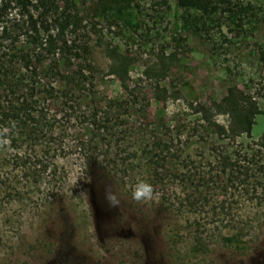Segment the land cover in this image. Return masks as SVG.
<instances>
[{
    "label": "rangeland",
    "instance_id": "374dc122",
    "mask_svg": "<svg viewBox=\"0 0 264 264\" xmlns=\"http://www.w3.org/2000/svg\"><path fill=\"white\" fill-rule=\"evenodd\" d=\"M76 4L99 36L134 54L128 91L97 46L95 87L61 120L64 129L68 114L78 118L58 137L68 149L52 157L51 171L26 176L8 144L1 147L0 264H264V218H244L259 208L250 198L258 187L231 190L235 218L220 208L207 215L201 201L198 209L177 203L186 193L200 199L218 192L200 175L219 143L202 125L201 137L192 132L200 123L190 104L204 95L220 100L232 86L264 89V1L212 0L207 9L178 0ZM157 86L177 99L164 105L149 97ZM263 134L264 111L252 130L255 138ZM137 180L152 185V199L131 198ZM107 188L118 208L106 202Z\"/></svg>",
    "mask_w": 264,
    "mask_h": 264
},
{
    "label": "trees",
    "instance_id": "16d2710c",
    "mask_svg": "<svg viewBox=\"0 0 264 264\" xmlns=\"http://www.w3.org/2000/svg\"><path fill=\"white\" fill-rule=\"evenodd\" d=\"M211 1L178 0L202 9ZM76 7V0H0V149L8 144L12 159L17 167L26 169V176L33 171L50 172L52 157L68 149L63 140L78 118L68 114L64 129L61 120L81 100L80 94H91L95 87L100 70L95 59L97 46L103 47L109 59L108 73L128 91L134 54L106 42L96 24ZM57 80L66 88H58ZM149 97L165 105L169 98L178 96L166 86H157ZM263 99L264 89L248 91L232 86L220 100L204 95L190 104L200 123L192 126V132L201 137L202 125L203 131L219 143L209 154L212 164L200 175L218 192L200 199L186 193L177 203L182 205L186 200L198 209L201 201V209L210 206L205 214H216L215 209L220 208L224 218H235L240 210L228 197H233L239 187L245 192L258 187V194L250 198L260 201L259 208L244 218H264V134L257 138L252 135L256 117L264 111ZM221 115L226 122L220 120ZM89 123L98 124L94 117ZM243 135L245 140L238 141ZM58 137L63 140L58 141ZM179 173L182 184H187L186 171Z\"/></svg>",
    "mask_w": 264,
    "mask_h": 264
},
{
    "label": "clouds",
    "instance_id": "9594fccd",
    "mask_svg": "<svg viewBox=\"0 0 264 264\" xmlns=\"http://www.w3.org/2000/svg\"><path fill=\"white\" fill-rule=\"evenodd\" d=\"M153 188L150 183L145 180H137L131 190V198L135 201H145L153 198ZM105 200L109 207L118 208L120 200L111 188L105 190Z\"/></svg>",
    "mask_w": 264,
    "mask_h": 264
}]
</instances>
